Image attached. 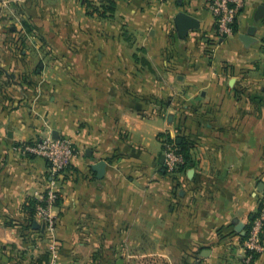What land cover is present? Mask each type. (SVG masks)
<instances>
[{"label": "crops", "instance_id": "0c3cea01", "mask_svg": "<svg viewBox=\"0 0 264 264\" xmlns=\"http://www.w3.org/2000/svg\"><path fill=\"white\" fill-rule=\"evenodd\" d=\"M33 1L0 0V264H48L53 241L58 264H245L264 184V99L254 114L246 101L248 85L264 93V0H246L224 39L209 0H114L104 20L87 0H60L74 17L83 6L88 38L105 42L83 48V82L64 61L41 59L53 50L8 46L26 33L2 29L6 8ZM182 12L200 23L185 36ZM121 78L128 92L115 99ZM49 136L77 152L52 239L28 208L48 186V163L21 150ZM167 136L191 142L183 171L167 169Z\"/></svg>", "mask_w": 264, "mask_h": 264}, {"label": "rangeland", "instance_id": "374dc122", "mask_svg": "<svg viewBox=\"0 0 264 264\" xmlns=\"http://www.w3.org/2000/svg\"><path fill=\"white\" fill-rule=\"evenodd\" d=\"M59 1L60 0H34L32 2L34 3V5L27 6V4H24L23 7L21 6L14 7V5L13 6L9 5L10 7L6 8L7 15L4 16V17H8L9 19L4 24V26H2L4 27L2 29L11 35L13 29L19 31V29L21 28L22 31L26 33V36H23L18 40H12L10 42H8L9 40H7L8 46L18 47V48H29V49L39 47L41 50L44 49L46 51L53 50L52 53L55 54V52H57V55H45L47 54V52H41L42 54L41 59H43V61L45 59L46 63L51 62V60L52 62L57 60L64 61V63L70 66V72H71L70 74H72L73 77L80 78L83 82V48L87 46L95 47L97 44L103 46L105 42L101 43L100 40L93 39L91 37L88 38L89 34H87V32H92L94 25H91L89 28L83 25V17H81L83 15V6L80 9L82 10L81 11L82 15L80 17L78 16L74 17L77 13L72 12L73 14H69L70 11L66 12L65 9L58 7L57 4ZM89 1L91 3H96V0H89ZM78 7L80 6L78 5ZM97 7L99 6L97 5ZM88 12L89 14H92L90 15L91 17L99 16L97 13H93V8H90L89 6H88ZM80 18H82V22H79L78 19ZM23 19L24 22H27L30 25L29 26L23 25L22 22ZM104 19L106 18H103V20ZM73 20L75 22L78 21L77 22L78 24L75 23ZM12 21L14 22L11 23ZM36 22H38L39 25L38 27L36 26L37 24ZM102 26L104 31H108L109 27L105 28L106 26L105 24ZM32 29L35 30L36 32H40L39 35H41V38L34 37V40H32L33 36L31 34L34 33L31 32ZM50 29H55V30H53L52 31L53 33H51L49 32ZM34 35H37V33H34ZM115 43L119 45L118 42ZM129 82H130L129 87H131L132 85L131 81ZM124 83L125 80H123L122 78L119 80L118 86L117 83H114L115 87L117 86L115 90L116 93L111 96H114L115 99L124 96V93L128 92L127 89L122 90V87L120 88V86L123 85ZM246 88L249 91V96L246 98V101L248 103V110L254 114L257 112L255 99H264V93L262 89L263 87L261 86L258 87L252 84V85H248ZM133 89L135 90V87ZM131 90L132 88H130V91ZM140 92L141 91L138 89V91H136L134 95L133 93L129 94V98L141 99L139 97V94H141L142 92L141 93ZM104 93H108V91H105ZM127 95L125 97H127ZM107 96L109 97V94ZM254 101L255 103H253Z\"/></svg>", "mask_w": 264, "mask_h": 264}, {"label": "built area", "instance_id": "2783aa9c", "mask_svg": "<svg viewBox=\"0 0 264 264\" xmlns=\"http://www.w3.org/2000/svg\"><path fill=\"white\" fill-rule=\"evenodd\" d=\"M246 4V0H209V8L214 15L217 36L224 39L234 34V24ZM21 150L47 161L50 181L46 190L35 206L36 218L45 226V231L51 236L56 226L53 209L61 198L64 176L72 166L77 152L73 141L68 138L52 136L24 144ZM165 162L169 171H175L184 162L183 156L177 151L175 142L168 143L164 152ZM259 201L258 216L251 223L244 240L245 264H252L255 255L264 252V187ZM59 246L53 241L49 248L48 264H58Z\"/></svg>", "mask_w": 264, "mask_h": 264}, {"label": "trees", "instance_id": "16d2710c", "mask_svg": "<svg viewBox=\"0 0 264 264\" xmlns=\"http://www.w3.org/2000/svg\"><path fill=\"white\" fill-rule=\"evenodd\" d=\"M102 2H105V4L103 3L101 6L97 7L95 4L91 3L89 0H87L88 6L90 8H93V13H97L100 17L103 18H107V17H112L114 12H115V7H116V2L114 0H102ZM25 26H29L30 24H28L27 22H24ZM238 22L234 24V32L237 31V26ZM167 144L168 143H172L175 142L177 144V151L179 154H181L183 156V160L184 162L181 163L178 167L177 170L179 171H183L186 169V167L188 165H190V147H191V142L179 137L177 138V140H173L171 139L169 136H167L166 138ZM166 144V145H167ZM166 149V147H165ZM61 198L58 200L57 204H59ZM38 203V201L32 200L29 205L28 208L31 210V212H35V206ZM258 216V212L257 214H255L252 218H251V223L255 220V218H257ZM250 223V225H251ZM250 228V226H249ZM249 230V229H248ZM246 239V237L244 238V240ZM259 254L255 255V258L258 256ZM49 262V261H48Z\"/></svg>", "mask_w": 264, "mask_h": 264}, {"label": "water", "instance_id": "95a60500", "mask_svg": "<svg viewBox=\"0 0 264 264\" xmlns=\"http://www.w3.org/2000/svg\"><path fill=\"white\" fill-rule=\"evenodd\" d=\"M263 16H264V5L259 8V11L257 13L258 18H261ZM176 26H177L179 34L181 36H185L191 29L199 28L200 23L195 17L185 12H182L176 18ZM253 30L254 29H252V32ZM54 138H58V137H54ZM93 169L98 172L99 177H102L105 171V162L101 161L95 164L93 166ZM263 187H264V184L262 185L261 190ZM121 262L122 261H119L118 264H122Z\"/></svg>", "mask_w": 264, "mask_h": 264}]
</instances>
